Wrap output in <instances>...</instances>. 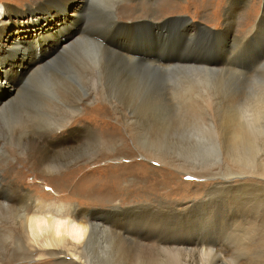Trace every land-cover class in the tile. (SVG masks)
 Instances as JSON below:
<instances>
[{
    "label": "bare ground",
    "instance_id": "obj_1",
    "mask_svg": "<svg viewBox=\"0 0 264 264\" xmlns=\"http://www.w3.org/2000/svg\"><path fill=\"white\" fill-rule=\"evenodd\" d=\"M91 1L95 2L94 0H32L31 5H27L26 9L23 11H15L13 7L0 4V47L4 48L9 53L13 54V56L15 54H20L22 55V57L25 56V54L27 55L28 52L25 46L23 47L21 44L17 42L19 38L18 30L17 29H15L14 31L9 30V27H6V24H8L9 22H14V24H17V26L20 24L22 25L26 24L21 20L22 17L25 16V14H30V13L33 14L36 10H38V12L39 11L42 12V9L44 10V6H47L46 8L51 10L52 13H55L56 9H59L65 4H69L71 8V11L69 12L70 15H73L75 16V18H79L80 20H82L84 14L83 12L84 10H86V7L90 5ZM96 1H97L96 3H101L99 4V6L100 5L103 6V8L96 6V11L101 12L105 7L108 8L107 11L108 17L105 18L104 21H100L98 22V24H96L98 26H103V27L95 28L96 22L88 21L86 24H84L85 29L83 30L82 33L71 32L69 35L66 36L63 35L64 37L61 42L59 40L56 41L58 42L59 46L62 48L59 54L53 57L46 55H44L43 57L41 55L38 62H35L30 57L28 59L30 63L27 66H25L24 68L25 71L24 70H23L24 72L22 71L23 74L20 76L18 81H16V79L13 78L4 80L2 79L0 73L1 89L8 88L9 91L13 90L12 93L7 92V89L2 90L3 92H1L2 95L0 97V123H1L0 132H2L0 134V161L2 160L1 157H5V156L15 157L10 146L12 147V144H16L17 139L22 140L23 139L22 137L24 135L26 136L29 135V131L31 130L32 131L30 132V134L32 136L35 128H37L35 129L37 132L35 131L36 134L34 133L35 134L34 136L36 137L38 136L35 139L37 143V147L39 148V150L37 149L38 153L37 154L34 153L31 155L28 154L27 156L22 157L23 163H27L28 165L33 166L34 168L35 167L41 168L48 165L46 163L47 158H45L46 157L45 153L50 151H57L60 153L61 152L63 153V151L73 152L77 148L80 142L88 141L90 139H96L100 143V147H103L102 132L93 124L91 125L86 122L84 123L81 122L80 123L81 126L76 125L72 127L73 124H76L78 122V121L75 122V119H78L79 117L82 118V114L86 113V108L87 107L91 108L92 103L90 102L93 101V99H97V97H99L100 99L102 97V98H107L108 101L107 103L110 105L112 114L116 117L117 120H120V122L124 127L125 132L128 134V137L131 139L133 143L136 153H138L142 157L149 158L150 160H156L159 163L164 162L166 164V162H168L169 164H174L177 168H179V170H183L185 172H193L195 175L197 174L200 175V172L207 171L206 173L212 176V173L214 174L215 172V171L212 172V170H214L215 167H213V169L211 170V167L207 165L210 160L209 159L210 156L208 157L209 151L214 150L215 148H217L218 150V147L220 148L221 145L220 146L217 145L221 144L222 142L223 145L224 142H227L230 147L229 149H233L234 144L240 141L242 144V148H240L241 150L238 153L241 156V159L243 158L242 164L244 166L241 163L240 164L243 166V168L245 167V170L248 173L249 172L250 174L256 173L255 175H260V177L264 179V165L260 164L261 167L257 169V167H259V165L257 166L258 164L257 161L259 160L258 158L254 159V154L256 151L255 150L253 151V147H255L257 144L256 142V144L253 146V143H255L253 142V137L256 135L257 132L260 131L259 133H261L262 128L264 129V127L262 126V124L264 123V119L263 120L261 119L262 118L261 116L264 117V85L260 86L262 80H260V78L255 80V78H253L252 84L248 86V88H250V92L247 94H243L242 96L235 94L229 95L230 93L227 90H223V88L219 89V87L221 86V84L225 83V80L227 78H231V76L228 74L230 68L227 67L223 68L220 66V64H218V62L215 63L218 66H209L207 65L209 64L208 61L203 59V57L201 56L191 57L187 52L184 54L182 64H178L179 62L176 63L175 58L172 57L167 59L170 61V63L168 65H164L158 63L157 61L160 60L164 54V53L162 54L159 50L155 51V54L156 52L157 54L153 57V59L151 58L139 59L138 58L139 56L144 57V54L140 52L138 53L137 58L130 57L124 54V52L121 53L122 51L119 52L113 49L111 45H109L110 43L109 41L111 38H113V35L116 36L121 34L122 32L124 34L131 33L130 30L138 31V32H150L151 30H153L154 32L156 25L151 24L148 21H143L142 23L140 24L137 23L136 25L123 24L120 21H118L119 19L118 17L130 18L131 16H133V14L127 10V8L129 7L128 5L126 4L117 5L116 0H96ZM165 2L166 0L163 1L162 3L165 4ZM233 6L230 5L228 7L230 8L229 9L230 11L232 10ZM62 10L64 11V7L62 8ZM57 14H59V12ZM28 20H31L32 23H37V27H40V25H38L40 22L36 21L35 18L32 19L29 18ZM262 25H263V19H259L258 22L254 24L253 27H251L250 31L252 34L250 35V38L256 35L257 37L261 36L258 33H262L261 31L263 29ZM231 33H232V25H227L224 34L219 36L218 38L219 43L217 44H220L219 48L221 53H223L226 50L225 53L230 55V50L232 47H235L236 45L240 46L242 43H245L246 40H248L247 38H244L245 36L237 37L235 35V37L231 41L230 40ZM13 34L16 36V38L13 37ZM93 36L94 37L98 36L99 37L98 39H100L101 41H99L98 39L96 40L95 38H93ZM261 37H262L261 40L263 41L262 43H260L261 41L260 42L258 41L259 44H257L252 41L253 44H251L249 43L251 39H249L247 43L244 44V45H248L249 43L246 53L247 55L250 56L249 58L252 60V64L257 63V65H259L262 63V61H264V37L263 36ZM115 39L113 40L115 41ZM228 42L229 44H227ZM182 45H181V50H183ZM192 45L193 44H191V46ZM229 55L227 56L226 59H223L222 61L223 63L227 64L228 62L232 61L233 57H229ZM61 58L67 59V64L70 65L69 72H71V75H73L74 81L70 80L68 76H64V74L59 73L60 69L59 67L56 66L57 63L55 61ZM119 63L120 64L123 63L124 65L126 64L131 67L141 66L142 68H144L149 72H152L153 70L158 68L164 69L165 66L169 67V69L176 68V70L178 71L174 78L177 77V79L180 80L179 81L180 86L178 89H171L170 92L173 95L172 98L175 99L174 103H176L177 106H180L179 109L183 107L181 110L185 109L186 112L188 111V113L191 115V118H189V120L188 119L185 121L183 120L184 122H182L181 123L182 125H180L181 128H177L175 133L174 132L175 129L174 131L170 129H165L167 125H164L162 123L159 124L158 121L156 123L155 121H153V119H150L151 121H146L141 119L142 116L141 117L140 115L137 116L135 109L133 110L134 112L131 110V107L134 108V106L126 107L123 104L124 102L120 101L122 100L121 95H119L121 94L120 92L114 90H105L103 88L104 86L109 87L110 84H112L113 81L112 71L113 68H115V65ZM236 71L238 72V70ZM251 76H255V75L252 74ZM23 78H25V82L24 84L21 85L19 84V81L22 80ZM32 80L36 82V86L34 88H31V85L29 84V81ZM88 80L89 81L91 80V82L90 83L87 82ZM83 82L87 83V85L89 83V86L90 84L101 86L100 87L101 89L99 88L97 89V87L94 86L92 89L96 87L95 90H84V89H90L89 86L87 87L86 85L85 86L87 88H84L85 87L84 86L83 88L74 89V86L75 87L81 86ZM109 88H111V86ZM27 89H36V90L29 91ZM22 92H24V94ZM170 95L171 94L169 93V96ZM28 103L36 104V108L31 109L29 106H27ZM99 106L100 107L96 105L92 106V109L97 108L96 109L98 111L97 114L95 113L91 114V112H88V116L94 118L95 121H97V119H101V120L107 119L104 114H107L108 112L111 113V110L110 111L107 110L105 106L103 105H99ZM179 109L178 112L181 113L182 111L180 112ZM62 110H64L63 112H65L63 113L64 115H60V113H62ZM205 113H207V117L206 116L204 117V115H206ZM58 115L59 117H57ZM25 116L27 120L24 119ZM30 118H33L34 122L30 121ZM46 119H51L54 121V127H52L51 131L48 132H44L45 131L43 129L44 127H42L43 121H45ZM259 119H261L263 123ZM102 122L107 123V121L105 122V120ZM52 123L53 122L51 121V123L49 124ZM32 125L34 126L32 127ZM103 126H105V128L107 127L106 125ZM168 133L170 134L174 133L177 134L178 136L179 135L183 136V138L181 139H183L182 142L184 148L187 151H189L188 156L184 155V157L179 158L180 156L178 155L179 156L178 159L174 160L171 157L173 155H169L170 157L166 156L167 152H165L164 150L162 151V147L161 149L160 148L157 149V146L154 144L156 143L158 144L161 138L165 137V135L167 136ZM106 134L109 135L110 137H115L119 141H124V139H121L119 137V132L117 131L116 128L114 129V131L106 132ZM260 136L261 135H259V137ZM34 141L33 143H35ZM24 142L27 143V141H23V143ZM170 142H172V140ZM238 144L241 145L240 143ZM261 144H264V142H262ZM18 147L20 148V146ZM23 147H26V145H24ZM88 147L90 149V146ZM19 148L17 150H19ZM123 148L124 150L125 148H127L126 144H124ZM124 150L120 149L119 152H123ZM129 150L127 149L126 151H124L123 154L124 155L134 154V153H130ZM180 150L185 152L182 149ZM232 151H234V149ZM96 152L92 153L91 150V153L94 155ZM221 152L222 151H220V153ZM224 152L226 153V151ZM257 152L260 154L259 150ZM263 152L264 149L262 153ZM20 153L22 154V152ZM220 156L221 158H223L222 155ZM256 156L258 155L256 154ZM241 159L239 158L238 161L240 162ZM253 160H257L256 166L254 165V167L256 168L253 167ZM263 160L260 161L263 162ZM9 163L10 162L6 163V167H5L6 169L0 167V234L8 238L6 244H4V247L2 248L4 249V251H6V253L4 255H0L1 256L0 264L9 263L8 260L11 253H9L8 245L12 244L14 242V239L18 242V244L21 245L20 247L24 251L23 257L27 254L31 256V254H33V252L36 251L37 248H40V249H45V253H48L50 255H56L59 258V260L60 259L63 261L69 260L72 264H107L109 257L105 256L106 254L105 255L100 254L99 251L100 250L99 248L104 247V245L106 244V242L104 244V241H106L105 238H108L105 237V235L107 236V234L108 236L111 235V237L115 236L118 239L125 240L128 243L130 242L129 244H132V246L133 245L138 246L137 250L139 249V254L138 257L135 254L137 257V258L135 257L136 258L135 264H185L187 263V260L184 259L186 258L184 256L189 255L190 258L191 254L188 253L190 251L197 252L200 257L199 259L201 260L202 258V261L205 258V256H208L207 254L211 255L210 257L211 263H209L208 260L209 256H208V258L206 257L207 259L205 258L204 262L201 264H206V263L213 264L214 260L212 258H214L215 260L217 258L220 259L221 255L219 253V249L222 246H224V243L223 245L220 243L224 241L220 240V243L217 242L218 243L217 245L215 243V239L217 238V236H220L216 234L217 232L216 229L218 228L216 223L219 220H217L216 218H215L216 222L212 220L214 222L212 223L213 224L212 227H214L213 229L210 227L211 226L210 223L212 222L210 217H208V215L207 216L203 215V213H207L206 211H204L205 207H207L206 204L212 201L210 200L209 197L207 198V196L209 194L211 195L212 191L214 190L215 191L218 190L219 192L220 189L231 191V189L233 188L235 190H240V192L243 194L249 193L251 195L253 189L255 187H258L259 185V183H255L254 180L245 181L242 177L235 178L228 174L225 176L222 175L221 177L218 178L217 181H214L213 183L210 184V186L206 187L205 193L201 195L200 200L191 199L186 203L176 202L173 205H170L167 202V200L157 199L155 200V206L144 203L135 206L114 205L113 207H110L107 210L90 211L87 209L86 210L83 209L81 211H76L75 210L76 208L72 206H66L67 204L66 205L59 204V205L51 206L46 203H41V202L37 203L38 201L33 204L30 203L32 197L30 198L29 190L24 188L21 185V183L18 181V179H20L23 176L20 175L21 171L18 170L16 172L9 165ZM232 164L233 162L230 163V165ZM139 165L140 164H135L134 166L131 165L125 166V168H127V170H125L126 172L119 174L117 176L118 178L114 179L115 182H113V185H116L119 189L125 187V185H122L123 183L122 181L126 177H128L130 173L133 177L134 173L130 172V170L131 169L135 170L136 168H138ZM235 166L236 165H234V167ZM239 166H236V169ZM47 167L49 168L50 166ZM216 167L218 168V166ZM228 167L229 166L227 165L226 169ZM218 170L216 169V171ZM245 170L243 171L245 172ZM247 172H245V174H248ZM160 176H162V179H164L165 184H169V181L171 179L169 175L161 174ZM69 177L70 176H68L63 181L65 185L69 184ZM129 178L130 177H128V179ZM137 181L140 182V179ZM117 187L114 188L117 190ZM115 191L113 193H116ZM236 192L238 191H235V193ZM256 192L254 193L256 194ZM212 196L214 195H211V197ZM217 196H218L217 198H221L220 197L221 195L220 196L217 195ZM247 196L249 197V195ZM106 197H109V195L108 196L106 195ZM253 198L252 200H254ZM257 200L259 201V199L256 198L255 203H258ZM226 202L228 203L227 200ZM255 203L253 202V204ZM28 204L29 206L34 205L35 207H33V209L31 210L28 208ZM231 204L234 205V203ZM247 204L248 203H246V205ZM219 205L220 204H218V206ZM136 209H140V211L142 209L141 213H138L139 210L138 212H136ZM251 210H253V208ZM247 211L250 212V210ZM228 212H229V208H228ZM240 212L242 211L240 210ZM256 212H258V210ZM210 214L211 212L209 213V215ZM246 215L247 213L245 214V216ZM219 216L221 217V215ZM219 216L218 218H220ZM148 217L149 218L152 217L150 218L151 221L148 219ZM146 218L147 220H149V223H153L152 224L153 227L151 228L147 227L146 225L147 220H145ZM247 220L248 221L246 220L245 221L248 222L249 231H248V227L245 226L248 231V235L246 234L248 238L246 237L245 242L247 239H249V242L246 245L244 243V245L249 249L248 250L247 248H245L246 251L248 250L249 252H251L252 258L251 260H250V256L249 258H247L248 253L245 251L247 253V256L245 255V257L249 259V261H247L246 259L245 261L247 262L244 263L242 262L240 264H264V212L262 214H257L253 212L249 216V218H247ZM226 225L227 224H225V226ZM148 226L150 225L148 224ZM222 227L224 228V226ZM224 231L222 233H224ZM199 235L201 237H199ZM213 236L216 238H214ZM242 237L244 238L243 233H242ZM116 238L115 241L118 242ZM229 239L232 240L231 238ZM195 240L197 241V243L195 242ZM237 240L240 243L241 239L240 240L236 239V241ZM119 242L118 244H120ZM231 242L233 241H230V243ZM93 243H95L96 246L99 247L98 252H96V250L93 249L94 247ZM109 244H111V242ZM226 244L228 243L226 242ZM238 245L239 244L237 243V246ZM235 246L234 248L238 249L240 246L242 247V244L238 247ZM109 248H111V246ZM230 248H232V246L228 247V250ZM104 249L106 248L104 247ZM120 249H121V245H120ZM117 250H118V246H117ZM232 250L233 248L230 251ZM244 250H242L241 253ZM226 251L224 252L222 251V254L224 255ZM106 252L107 254H109L108 251ZM111 252L113 253V251ZM227 253L228 252H226V254ZM129 254L130 253H128V255ZM115 255H117V253ZM232 255L233 254H231L230 256ZM119 256L120 255L118 254L117 258H119ZM226 256H228V254ZM238 256L236 257L240 258V256L242 255H238ZM232 257L235 256L233 255ZM189 258L187 256V259ZM222 258L225 259V257ZM235 258L233 259L235 260ZM234 260L233 262L237 261ZM229 261L231 262V260Z\"/></svg>",
    "mask_w": 264,
    "mask_h": 264
},
{
    "label": "rangeland",
    "instance_id": "obj_2",
    "mask_svg": "<svg viewBox=\"0 0 264 264\" xmlns=\"http://www.w3.org/2000/svg\"><path fill=\"white\" fill-rule=\"evenodd\" d=\"M94 1L95 2L91 1L90 5L86 7V10H84L82 20H80L79 18H75V16H73V15H70L69 12L71 11V8H70L69 4H65L64 6L60 7L59 9H56L55 13H52L51 10L46 8L47 6H44V10L42 9V12L41 11L38 12V10H36L33 14H31V13L25 14V16L28 19L29 18L30 19L35 18L36 21H39L40 23L38 25H40V27H37V23H32V21L28 20L25 16L22 17L21 20L23 22H25L26 24H23V25L20 24L18 26H17V24H14V22H9L8 24H6V27H9V30H12V31H14L15 29L18 30V37L19 38H18L17 42L19 44H21L23 47L25 46L28 54L27 55L25 54V56H23V57L20 54H15L13 56V54L9 53L4 48L0 47L1 48L0 49V73H1L2 79L8 80L9 78L10 79L13 78V79H16V81H18L20 76L25 71L24 70L25 66H27L30 63L28 60L30 57L35 62H38L41 55L43 57H44V55L53 57V56H56L57 54H59V52L61 51L62 48L59 46L58 42H56V41L59 40L61 42L63 40V37H64L63 35H65V36L69 35L71 32L82 33L83 30L85 29L84 24H86L88 21L89 22H91V21L96 22L95 28L103 27V26H98L96 24H98V22H100V21H104L105 18L108 17V14H107L108 8L105 7L101 12L100 11L98 12V11H96V6H99V4H101V3H96L97 2L96 0H94ZM163 1H165V0H116L117 5H124V4L128 5L129 7L127 8V10L133 14V16H131L130 18L118 17L119 18V19L117 18L118 21H120L121 23L126 24V25H128V24L129 25H131V24L136 25L137 23L140 24L143 21H148L151 24L156 25V27L154 29V32H153V30H151L150 32H138V31L130 30L131 33L124 34L122 32L119 35H116V36L113 35V38H111L109 41L110 42L109 45H111V47L113 49H115L119 52L122 51L121 53L124 52V54H126L130 57H134V58L138 57L139 52L143 53L144 57L139 56L138 57L139 59H142V58L143 59H150V58L153 59V57L157 54V52L155 54V51L159 50L162 54L163 53L164 54H163V57L157 61H158V63L164 64V65H168L170 63V61L167 59L172 58V57L175 58L176 63L179 62L178 64H182L184 54L187 52L189 53V55L191 57H194V56L203 57V59L208 61L209 64H207V65H209V66H218L215 64L216 62H218V64H220L221 67L230 68V71L228 72V74L231 76V78H227L225 80V83L221 84V86L219 87V89L223 88V90H227L230 93L229 95L235 94V95L242 96L243 94L249 93L250 88H248V86H250V84H252L253 78H255V80L260 78V80H262V83L260 84V86L264 85V61H262V63L259 65H257V63L252 64V60L249 58L250 56L247 55V53H246L247 48L249 46V43L253 44L252 41L257 43V44H259L260 41H261L260 43L263 42L261 40V38H262L261 36L264 37V35H263L264 34V0H166L165 4L162 3ZM31 2H32V0H0L1 5L13 7L15 9V11L25 10L27 5H31ZM230 5L231 6L234 5L232 7L231 11L229 10L230 8H228ZM63 7H64V11L62 10ZM99 7L103 8L102 5H100ZM58 12H59V14H57ZM175 18H176V20H175ZM259 19H263V25H262L263 29L261 30L262 33H258L261 36L257 37V35H256V36L250 38V35L252 34L250 29H251V27H253L254 24H256L258 22ZM76 25H78V26H76ZM227 25H232V33L230 34V40L231 41L233 40L235 35L237 37L245 36L244 38H247L248 40L251 39L250 42L248 43V45H244L248 41V40H246V42L242 43L240 46L236 45L235 47H232L230 50V55L225 53L226 50L223 53H221L220 48H219L220 44H217V43H219V39H218L219 36L224 34V32L226 31ZM47 30H48V32H47ZM189 35H191V36H189ZM226 35H227V33H226ZM13 37L16 38V36L14 34H13ZM11 38H12V36H11ZM93 38H95L97 40L99 37L93 36ZM254 38H256V39H254ZM113 39H115L116 42ZM98 40L101 41L100 39H98ZM182 43H183V45H182ZM191 44H193V45L191 46ZM227 44H229V42ZM181 45H182L183 50H181ZM119 46H121V47H119ZM245 46H247V47H245ZM127 47H128V50H127ZM241 48L246 49V50H243ZM228 49H229V47H228ZM181 51H184V52H181ZM4 52H5V54H4ZM50 54H52V55H50ZM172 55H174V56H172ZM228 55H229V57H233L232 61L228 62L227 64L223 63L222 62L223 59H226ZM224 56H225V58H224ZM245 59H246V61H245ZM55 62L57 63L56 66L59 67V69H60L59 73L64 74V76H68L70 80L74 81L73 75H71V72H69L70 65L67 64V59L61 58L59 60H56ZM186 63H187V60H186ZM247 69H248V72H247ZM236 70H238V72ZM177 71L178 70H176V68L169 69V67L165 66L164 69L158 68V69L153 70L152 72H149V71L145 70L144 68H142L141 66H139V67L132 66L131 67V66H128L126 64L124 65L123 63L122 64L119 63V64L115 65V68H113V71H112L113 81H112V84H110L111 88H109L110 86L109 87L104 86L103 88L105 90H114V91L120 92L121 94H119V95H121V99H122L120 101L124 102L123 104L126 107L134 106V108L131 107V110L133 111L135 109L136 115L137 116L140 115V117L142 116L141 119L146 120V121H151L150 119H153V121H155L156 123L158 121L159 124L162 123L164 125H167L165 129H170L173 131L175 129L174 132L176 133V129L181 128V126H180V125H182L181 123L184 122L185 120H187V119L189 120V118H191V115L188 113V111L186 112L185 109L181 110L183 107H181L179 109L180 106H177V104L174 103L175 99L172 98L173 95L170 92L171 89H178L180 86L179 85L180 80L177 79V77L174 78L177 74ZM252 74L255 76H251ZM172 78H174V79H172ZM109 81H110V79H109ZM24 82H25V78L20 80L19 84L22 85V84H24ZM87 82L90 83L91 80L90 81L88 80ZM83 83L81 86H77V87L74 86V89L83 88L85 85L87 87L89 86V83H88V85L85 82H83ZM29 84L31 85V88H34L36 86V82L33 80L29 81ZM86 86L84 88H87ZM94 86H96L97 89L98 88L101 89L100 88L101 86L90 84V86H89L90 89H84V90H95L96 87L94 89H92ZM6 89H7V92H11V93L13 92V90L9 91L8 88L1 89V87H0V97L2 95L1 92H3L2 90H6ZM27 90L31 91V90H36V89H27ZM22 93L24 94V92H22ZM169 93L171 94L170 96H169ZM98 99H100V98L97 97V99H93V101L90 102V103H92V106L96 105V106L100 107L99 105H103L107 108V110H109V111L111 110L110 105L107 103L108 102L107 98L101 97L102 100L101 99L98 100ZM27 106H29L31 109L36 108V104H34V103H28ZM92 106H91V108H88V107L86 108V113L82 114V118L79 117L78 119H75V122H77V121L78 122L76 124H73L72 127H74L76 125L81 126L80 125L81 122H83V123L86 122V123H89L91 125L93 124L95 127H97L102 132L103 147H100V143L96 139H90L88 141L80 142L78 144L77 148L73 152L67 151L68 152L67 153L66 151H63V153L62 152L60 153L57 151H50V152L45 153L46 154L45 158H47L46 163L48 165H46L45 167H41V168H36V167L34 168L33 166L28 165L27 163H23L22 157L27 156L28 154L31 155L34 153L35 154L38 153L39 148L37 147V143L35 140L38 136L37 137L34 136L37 132L35 130L37 128H35L33 131L35 134L34 133L32 134V136L34 138L30 134V132L32 131L31 130V131H29L30 136L24 135L22 137L23 138L22 140L17 139L16 140L17 143L12 144V147L10 146L15 157H10V156L1 157L2 160H4V161H2V160H1L2 162L0 161V163H1L0 167L5 168L6 163L10 162L9 165L16 172L18 170L21 171L20 175H23V176L20 179H18V181L21 183V185L24 188L29 190L30 198L32 197V200L30 201V203L33 204V203H36L38 201L37 203H40V202L46 203V204L51 205V206L52 205H59V204L60 205H66L67 204L66 206H72V207L76 208L75 209L76 211H81L83 209L84 210L87 209L90 211L107 210L110 207H113L114 205H119V206L134 205L135 206V205L144 204V203L151 204V205L155 206V200H157V199L167 200V202L170 205H173L176 202L186 203L191 199L200 200L201 195L205 193L206 187L210 186V184L213 183L214 181H217L218 178L221 177L222 175L225 176V175L229 174L230 176L235 177V178L242 177L245 181L254 180L255 183H259V185H258V187H255L253 189V191L251 192V195L249 193L243 194L240 192V190H235L234 188L231 189V191L229 190L230 192L228 190H224V189H220V192L218 190H216L218 192H216L215 190H214L215 192L212 191L211 195H214V196L211 197L210 194H209L210 196L209 195L207 196V198L209 197L210 200H212V201H210L209 203L206 204L207 207H205L204 211H206L207 213H203V215H205V216L208 215V217H210L211 221L214 220L216 222V219L219 220L216 223V225L218 227L216 229V231H217L216 234L220 235V236H217V238L213 236L214 238H216L215 239L216 245L218 243H220V240L224 241V242L220 243L222 245L224 243V246L221 245L222 247L219 249V253L221 255V256L219 255L220 259L217 258L215 260L214 258H212L214 260V262L212 260L213 264H219V263L220 264L221 263H223V264L239 263L240 264L242 262L244 263V262L249 261V259H247V258H249V256H250V260H251L252 254H251V252L248 251L249 249L245 246L249 242V239H247L245 242L246 237L248 238V236H246V234L248 235V231H249V227H248L249 225H248V222H246V221H248L247 218H249V216L253 212L257 213V214H262L264 212V200H263L264 199V181H263L264 179L262 177H260V175H255L256 173L255 174H250V172L248 173L245 170V167L243 168V166H244L242 164L243 158L241 159V156L238 153L241 150L240 148H242V144L240 141L236 142V144H234V147H233L234 151H232L233 149H229L230 147H229V144L227 142H224V145L222 144L223 142L221 144L217 145V146L221 145L220 148L218 147V150H217V148H215L214 149L215 151L214 150L209 151L210 154L208 153V157L210 156L209 157L210 160H209L207 165H209V167H211V170L213 169V167H215L214 170H212V172L215 171L214 174L212 173V176L208 175L206 173L207 171H202V172H200V175L199 174L195 175L193 172H185L183 170H179V168H177L174 164H169L168 162H166V164L164 162L159 163L156 160H150L149 158H144L141 155H139L138 153H136L131 139L128 137V134L125 132L124 127H123L122 123L120 122V120H117L116 117L112 114V110H111V113L108 112L107 114H104L107 118L104 120H105V122L107 121V123H103L102 121H104V120L97 119V121H95L94 118L88 116V112H91V114H94V113L97 114L98 113V111L96 110L97 108L93 107L95 109H92ZM178 109L180 112L181 111L182 112L179 113ZM63 111L64 110H62V113H60V115H64L63 113H65V112H63ZM162 113H164V114H162ZM176 114H179V115H176ZM205 114L206 115H204V117L205 116L207 117V113H205ZM188 115H189V117H188ZM57 117H59V115ZM261 117L260 118L263 120L264 117L263 116H261ZM165 118H167L168 120ZM181 118H183V119H181ZM24 119L27 120L26 116L24 117ZM261 119H259V120L262 122ZM33 120H34L33 118H30V121L34 122ZM46 120H48L49 122ZM46 120L43 121V126H42V127H44L43 128L45 130V131L43 130L44 132L51 131L52 127H54V121L53 120H51V119H46ZM99 120H101V121H99ZM177 120H178V122H177ZM51 121L53 123L49 124V123H51ZM103 125H106L107 127L105 128V126H103ZM33 126L34 125H32V127ZM45 126H47V127H45ZM262 126L264 127V123L262 124ZM115 128L119 132V137L121 139H124V141H119L115 137H110L109 135L106 134V132L114 131ZM261 128H260V130H261ZM261 131H262L261 133H259L260 132L259 131L253 137V142H255V143H253V146L256 144V142H257V144L259 143L258 145L256 144V146L253 147V151L254 150L256 151L254 154V159L258 158V160H259V161L253 160V167H254V165L256 166V164L258 162L257 166L259 165V167H257V169L260 168L262 164L264 165V163H263L264 162V160H263L264 156H262V155H264V152L262 153V151L264 149V147H263L264 144H261L262 142H264V133H263L264 129L262 128ZM1 133L2 132H0V134ZM258 133H259V135H261L260 137H259ZM262 135H263V137H262ZM179 136L177 134H174V133H172V134L168 133L167 136L165 135V137L161 138V140L158 144L156 143L154 145L157 146V149L158 148L161 149V147H162V151L164 150L165 152H167L166 153L167 157L169 155H173L171 157L174 160H177L179 156H180L179 158L184 157V155L188 156L189 151H187L184 148L183 142H182L183 139H181V138H183V136L182 135H179ZM257 139H259V140H257ZM30 140H32V141H30ZM171 140H172V142H170ZM23 141H27V143L26 142L23 143ZM33 141L35 143H33ZM260 141H262V142H260ZM161 142H163V143H161ZM238 143H240L241 145H239ZM104 144H105V146H104ZM124 144H126V147H127V148H125V150L123 148ZM24 145H26V147H23ZM226 145H228V146H226ZM16 146L17 147L20 146V148L19 147L18 148H19L20 152H22V154L19 152V150H17L18 148ZM88 146H90V149ZM14 147H16V148H14ZM224 147H226L227 150ZM94 148H96V149H94ZM179 148L184 150L185 152L181 151ZM222 148H224V149H222ZM120 149H122L124 151H126L127 149L128 150L130 149L129 150L130 153H134V154H131L132 156L130 154L124 155L123 154L124 151L119 152ZM89 150H90V152H89ZM91 150H92V153L97 151L95 153V155L91 153ZM258 150H259L260 154L257 152ZM220 151H222V152L220 153ZM224 151H226V153ZM69 152H70V154H69ZM179 152L182 155H180ZM90 153H91V156H90ZM217 153H219V154H217ZM215 154H217V155H215ZM252 154H253V152H252ZM256 154L260 157L256 156ZM220 155H222L223 158H221ZM211 156H214V157H211ZM12 158H14V159H12ZM91 158H93V159H91ZM239 158L241 159L240 162L238 161ZM259 158H261V159H259ZM225 159H226V161H225ZM260 160H263V162H261ZM230 161L233 162V164H232L233 166L230 165V163H232ZM234 163H236V164H234ZM135 164H140L141 166L139 165L138 168H136L135 170L134 169L130 170V172L134 173V175L132 177V175L130 173L128 175V177H130V178L128 179V177H126L122 181L123 182L122 185H125V187L119 189L116 185H113V182H115L114 179L118 178L117 176L119 174L126 172L125 170H127V168H125V166H127V165L134 166ZM226 164L231 169L229 167L226 169V167H227ZM52 165L54 168L52 167ZM210 165H213V166H210ZM234 165L239 166V167H237V169H236V166L234 167ZM47 166H50V167L48 168ZM216 166H218V168ZM139 167L142 169H140ZM220 168H221V170H220ZM254 168H256V167H254ZM216 169L217 170L219 169L218 170L219 172L216 171ZM229 170H231L232 172ZM236 170H238L239 173ZM243 170H245V172H247L248 174H245V172ZM161 174L169 175L171 177L169 184H165L164 179H162V176H160ZM68 176H70L69 177V184L65 185L63 183V181ZM133 178H134V180H133ZM139 179H140V182L137 181ZM114 187L115 188L117 187V190ZM260 187L263 189H261ZM112 188H114V189H112ZM114 191L116 193H113ZM235 191H238V192L235 193ZM227 192H228V194H227ZM254 192H256V194H258V195H256ZM237 194H238V197H237ZM106 195L107 196L109 195V197H106ZM217 195H219V196L221 195L220 196L221 198H217L218 197ZM247 195H249V197ZM259 195L263 198H261ZM225 196H226V198H225ZM252 198L254 200H252ZM256 198L259 199V201L257 200L258 203H255ZM221 199H222V201H221ZM240 199H242V200H240ZM243 199H245L246 201ZM260 199H262V200H260ZM226 200L228 201V203L226 202ZM253 202L255 204H253ZM231 203H234V205ZM246 203H248L249 205L250 204H252V205L249 206L247 204L249 206L248 207L246 205ZM218 204H220V205L218 206ZM208 206H209V208H208ZM214 206H215V208L216 207L217 208L215 209ZM33 207H35V206L34 205L29 206V204H28L29 209L32 210ZM211 207H213V208H211ZM220 208H222V209H220ZM228 208H229V212H228ZM242 208L244 211L242 210ZM252 208H253V210H251ZM256 209L258 210V212H256L257 211ZM138 210H139V212H138ZM240 210L242 212H240ZM245 210H246V212H245ZM247 210H250V212ZM141 211H142V209H141ZM141 211H140V209H136V212H138V213H141ZM210 212H211V214L209 215ZM230 213H231V215H230ZM246 213H247V215H246L247 218L245 216ZM228 214L230 215V217ZM248 214H249V216H248ZM216 215H218V216L221 215V217L223 219L220 216H219L220 218H218V216H216ZM237 215H238V217H237ZM150 218H152V217H150ZM150 218L148 217L149 220H150ZM242 218L244 221L246 220L245 222L247 225L242 220ZM145 220H147V218ZM149 220L146 221V223H147L146 225L148 228H151V227H153V225H152L153 223H149ZM223 221L225 224H227L226 225L227 228H226L225 224L223 223ZM212 223H214V222L212 221L210 223L211 224L210 227L214 229V227H212L213 226ZM148 224L150 226H148ZM222 226H224V228ZM245 226L248 227V231H247V228ZM241 228H243V229H241ZM219 229H221V230H219ZM222 230L223 231L225 230L224 233H222L223 232ZM242 233H243L244 238L242 237ZM232 234H233V236H232ZM105 237H108V238H105L106 241H104V244H105V242H106V244L108 243L107 245L106 244L104 245V247L107 250L104 249V247H101L102 249L97 247L95 243H93V246L95 247V248L93 247V249H95L96 252H98V248H99L100 254H102V255L106 254L105 256H107L111 259L110 260L108 258L107 264H135V261H136L135 259L138 257V254H139V249L137 250L138 246H134V245L132 246V244H129L130 242L128 243L127 241L122 240V239H118L115 236H112V237H111V235L108 236V234H107V236L105 235ZM109 237H111V238H109ZM199 237H201V236L199 235ZM5 238L6 237H4L3 235L0 234V253H1L0 255H4L6 253V251H4V249H2L4 247V244H6V242L8 240V238H6V239ZM115 238L118 242L121 241V242H119L120 244H118V242L115 241ZM229 238H231L232 240H230ZM234 238L239 239V240L243 239V240L242 241L240 240V243H239V241L238 240L236 241V239H234ZM227 239H229V240H227ZM112 240H113V242H112ZM234 240L236 243L234 242ZM230 241H233L236 246L233 244V242L230 243ZM110 242H111V244H109ZM195 242L197 243L196 240H195ZM226 242L228 244H231V245L226 244ZM237 243L239 244L238 246H240L242 244V247L245 243L243 249L241 246L238 249L234 248V246L238 247ZM109 245L111 246V248H109L110 247ZM116 245L118 246L119 251L117 250ZM120 245H121V249H120ZM20 246L21 245L18 244V242L15 239H14V242L12 244L8 245V250H9V253H11V255H10L9 260H8L9 263H7V264H72L69 260H66V261H63L61 259L59 260V258L56 255H50L48 253H45V249H40V248H37L36 251H34L33 254H31V256L27 254L23 257L24 251L22 250V248ZM227 246L228 247L232 246L234 251L233 250L230 251L232 248H230L228 250ZM123 247H124V249H123ZM245 248H247L248 250L246 251ZM125 249H126V251H125ZM105 250L108 251L109 254H107V252ZM242 250H244V251L241 253ZM111 251H113V253ZM120 251H122L123 253ZM222 251L228 252L227 253L228 256H226L227 255L226 252L223 255ZM245 251L248 253L247 258L245 257V255L247 256V253ZM229 252L230 253L232 252L231 254H233L235 257L238 255H242V256H240V258H238L239 256L235 258V257H232L233 255L230 256L231 254ZM233 252H236L238 255L236 253H233ZM116 253H117V255H115ZM128 253H130V254L128 255ZM188 253L191 254L190 258H189V255H187L189 259H187V256H184V257H186L184 259L187 260L188 264H190V263L191 264H193V263L194 264H198V263L201 264L204 262V259L206 257L208 258V256H209V258H208L209 263H211V260H210L211 255H209V254H207L208 256H205V258L203 257L204 259L202 261V258H201V260L199 259L200 257H199L197 252L190 251ZM118 254L120 255L119 258H117ZM135 254L137 255V257ZM210 254H211V252H210ZM127 257H128V259H127ZM222 257H225V259ZM229 257H230V259H229ZM243 257H244V259H243ZM233 258H235V260H237V261H235ZM197 259L199 260V262ZM232 259L235 262H233ZM246 259H247V261H245ZM194 260L196 261V263ZM226 260L228 263L226 262ZM229 260H231V262ZM238 260H239V262H238ZM191 261H193V262H191ZM187 263H185V264H187Z\"/></svg>",
    "mask_w": 264,
    "mask_h": 264
}]
</instances>
